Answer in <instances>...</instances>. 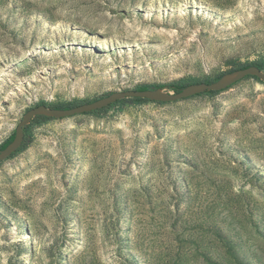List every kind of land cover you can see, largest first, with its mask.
Instances as JSON below:
<instances>
[{"label": "rangeland", "instance_id": "374dc122", "mask_svg": "<svg viewBox=\"0 0 264 264\" xmlns=\"http://www.w3.org/2000/svg\"><path fill=\"white\" fill-rule=\"evenodd\" d=\"M248 64L264 72V0H0V150L42 103ZM25 134L0 163V264H264L262 81Z\"/></svg>", "mask_w": 264, "mask_h": 264}, {"label": "water", "instance_id": "95a60500", "mask_svg": "<svg viewBox=\"0 0 264 264\" xmlns=\"http://www.w3.org/2000/svg\"><path fill=\"white\" fill-rule=\"evenodd\" d=\"M249 77L258 78L264 83V72L258 67L252 66L225 74L217 82L211 84L200 83L189 85L175 94L165 92L163 89L146 91L129 90L112 93L107 97L71 109H52L47 105L37 106L28 111L23 120L19 123L14 140L5 149L0 150V163H4L11 159L22 148L25 140V128L30 126L36 117L42 116L53 119H68L80 115L92 114L128 98L144 99L158 103H175L209 92L221 93L227 91L237 83Z\"/></svg>", "mask_w": 264, "mask_h": 264}, {"label": "trees", "instance_id": "16d2710c", "mask_svg": "<svg viewBox=\"0 0 264 264\" xmlns=\"http://www.w3.org/2000/svg\"><path fill=\"white\" fill-rule=\"evenodd\" d=\"M252 66H256V67H258L260 70H262V68L260 67V66H258L257 64H248V65H245V66H243V67H241L240 68V70H242V69H246V68H249V67H252ZM223 76V75H222ZM222 76H220V77H218L217 79H215L213 82H217ZM254 79H256V80H258V81H260L258 78H254ZM212 82V83H213ZM207 84H211V83H207ZM171 90H173V91H175L176 93H178V92H180L181 90H183L184 88H181L179 85H172V86H170L169 87ZM158 89H163V88H158ZM146 90H150V89H148V88H146V87H144V88H141V89H139V91H146ZM209 94H218L217 92H209ZM109 96V95H108ZM105 97H107V96H105ZM102 98H104V97H102ZM101 99V98H100ZM97 100H99V99H97ZM135 100H138V99H133V98H128V99H125V100H123L122 102H129V101H135ZM96 101V100H95ZM94 102V101H93ZM121 102V101H120ZM88 103H91V102H88ZM82 104H85L84 102H82V101H75L74 103H72V104H70V105H47L49 108H52V109H71V108H74V107H76V106H81ZM41 105H46V104H44V103H42ZM38 106H40V105H38ZM113 105H111L110 107H108V108H106V109H103V110H100V111H97V112H94V113H102V112H106V111H108L111 107H112ZM48 120H51V118H47V117H36L35 119H34V121H32V123H31V125L33 124V122H37V123H39V124H41V123H44V122H46V121H48ZM30 125V126H31ZM14 138H15V134H13L10 138H9V140L8 141H6L3 145H2V147H1V149L3 150V149H5L13 140H14ZM30 142L27 140V137H26V134H25V140H24V144H23V146H22V148L19 150V151H21V150H23V149H25L27 146H28V144H29ZM18 151V152H19ZM17 152V153H18ZM15 156V155H14Z\"/></svg>", "mask_w": 264, "mask_h": 264}]
</instances>
